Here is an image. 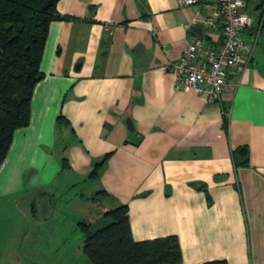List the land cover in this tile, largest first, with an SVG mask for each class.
I'll return each mask as SVG.
<instances>
[{
  "label": "crops",
  "instance_id": "1",
  "mask_svg": "<svg viewBox=\"0 0 264 264\" xmlns=\"http://www.w3.org/2000/svg\"><path fill=\"white\" fill-rule=\"evenodd\" d=\"M262 2L248 0V42L256 40ZM57 9L72 18L49 27L31 122L16 130L0 167L3 256L27 240L36 221L56 220L63 204L57 194L94 181L95 195H78V206L87 205L90 214L59 217L65 231L53 233L49 249L64 255L71 224L127 204L134 238L176 234L186 264H264V33L251 62L228 76V91L208 101L181 88L171 65L200 36L196 28L208 36H200L206 43L220 44L222 29L204 23L210 7L180 0H60ZM61 115L68 122L60 124ZM128 119L137 143L130 141ZM101 190L108 193L100 194L103 200ZM19 221L25 231L16 235L11 231ZM34 240L31 234L24 249L29 255L38 251Z\"/></svg>",
  "mask_w": 264,
  "mask_h": 264
},
{
  "label": "trees",
  "instance_id": "2",
  "mask_svg": "<svg viewBox=\"0 0 264 264\" xmlns=\"http://www.w3.org/2000/svg\"><path fill=\"white\" fill-rule=\"evenodd\" d=\"M59 1L0 0V167L16 130L31 122L33 92L45 77L41 61L49 27L53 21L72 18L58 11ZM262 7L256 44L258 36L264 33V0ZM58 121L62 124L68 119L61 115ZM239 152L246 154V148ZM67 160L64 158L65 165ZM102 162L94 166L91 176L97 175ZM100 193L108 194L105 190L97 194ZM78 226L83 233V252L92 264H186L178 235L142 241L134 238L127 204L105 211L95 221L81 220ZM197 264L229 262L215 259Z\"/></svg>",
  "mask_w": 264,
  "mask_h": 264
},
{
  "label": "built area",
  "instance_id": "3",
  "mask_svg": "<svg viewBox=\"0 0 264 264\" xmlns=\"http://www.w3.org/2000/svg\"><path fill=\"white\" fill-rule=\"evenodd\" d=\"M182 5L202 4L211 8L205 19L211 30L222 29L218 46L192 37L179 61L171 65L178 85L194 90L208 101L220 100L229 89L228 76L240 65H248L254 55L256 41L248 42L243 30L251 24L247 0H180Z\"/></svg>",
  "mask_w": 264,
  "mask_h": 264
},
{
  "label": "rangeland",
  "instance_id": "4",
  "mask_svg": "<svg viewBox=\"0 0 264 264\" xmlns=\"http://www.w3.org/2000/svg\"><path fill=\"white\" fill-rule=\"evenodd\" d=\"M75 182L81 180V179H73ZM96 182L90 181L89 183L83 184V187L80 188L79 185H76L74 187L68 188L66 187L65 193L61 192L60 194H57V202L58 201H63V204L61 206L56 207V220L51 222V224H42V221H36L33 225V228L31 232L28 234V237L31 236V234H35V240L34 242L31 243V245L34 247L33 250H38L36 251L33 255L27 254L24 249L28 248V237L27 240H18V243L16 245L10 246V248L16 249L13 250L7 257L3 256L6 247L5 244H7V241L1 239L2 242H0L1 248H3V252L0 255V264H61L63 261L64 264H92L90 262V259L88 256L83 252V249L78 252L77 245L81 244V248H83V233L80 230L78 223H73L70 225V231H69V237L70 239L68 240L66 237V250L65 254L62 255L61 252L58 251V249L50 248L51 242H54V237H52L53 233H58L60 235L65 231L64 226L61 225V220L59 217H74L77 215H80L78 220L84 219V216H87L90 214L88 212V208H86L87 205L83 206H78V201H79V194L85 193L87 195H95L96 191H93L94 185ZM92 193V194H91ZM101 194V193H100ZM98 194L97 198L100 200H103L102 195ZM82 212V214L80 213ZM19 214V215H18ZM46 212L40 211L41 216H45ZM7 216L8 214H5ZM2 215V216H4ZM11 215V214H9ZM17 218L20 217V213L16 214ZM15 216V215H14ZM13 217V216H11ZM5 218V217H4ZM20 219V218H19ZM69 218H67L68 220ZM2 222H4V219L0 221V235L5 233L6 225H4ZM78 222V221H77ZM67 223H71V221H64L63 224L66 225L65 228H67ZM16 227L14 230L11 232H16V235H19L20 230L22 229V221H19L16 225H13ZM61 226V227H60ZM20 227V228H19ZM61 228V229H60ZM18 231V232H17ZM24 235V234H23ZM22 235V237H23ZM42 235V237H41ZM25 236V235H24ZM21 237V238H22ZM76 249H73V248ZM79 253H82L79 254Z\"/></svg>",
  "mask_w": 264,
  "mask_h": 264
},
{
  "label": "water",
  "instance_id": "5",
  "mask_svg": "<svg viewBox=\"0 0 264 264\" xmlns=\"http://www.w3.org/2000/svg\"><path fill=\"white\" fill-rule=\"evenodd\" d=\"M196 31H197V33L200 35V36H204V37H208L205 33H204V31H203V29H201V28H196L195 29ZM128 124H129V128H130V130L132 131V132H134V127H133V125H132V122L128 119ZM139 140V137H138V135H137V133L136 132H134L133 134H132V136L130 137V141L131 142H133V143H137V141Z\"/></svg>",
  "mask_w": 264,
  "mask_h": 264
}]
</instances>
